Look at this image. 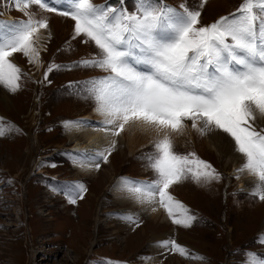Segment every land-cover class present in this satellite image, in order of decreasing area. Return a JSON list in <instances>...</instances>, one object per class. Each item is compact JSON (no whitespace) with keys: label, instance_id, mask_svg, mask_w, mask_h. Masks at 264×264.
Here are the masks:
<instances>
[{"label":"rangeland","instance_id":"1","mask_svg":"<svg viewBox=\"0 0 264 264\" xmlns=\"http://www.w3.org/2000/svg\"><path fill=\"white\" fill-rule=\"evenodd\" d=\"M172 1L199 10L201 22H206L234 8L240 0H207L203 7V0ZM93 3L104 4L103 0ZM131 3L135 12L136 0ZM29 11L37 19L46 18L50 27L45 29L47 36L41 37L44 49L34 40L39 52L34 63L22 53L10 58L22 71L20 88L10 91V105L0 99L5 126L10 123L18 129L0 137V264H245L250 253L264 257L260 239L264 235V201L238 187L232 163L216 148L207 147L205 135L191 127L187 132L195 138L192 141L172 134L174 150L180 154L195 152L217 170L220 178L208 183L187 178L169 189L196 217L189 227L171 222L163 215L165 210L153 226L140 207L118 204L115 200L120 197L111 190L117 180L128 175L154 179L143 157L154 152L156 134L146 139L137 137L131 144L126 129L118 136L107 162L98 158L97 173H79L75 162L81 152L71 149L75 142L68 131L74 121L98 114L87 93L69 85L79 86L105 75L99 68L77 66V62L96 56L99 49L94 42L86 43L84 36L73 38L75 22L70 17L37 5L30 6ZM26 19L14 0H0V22ZM59 22V29L52 30ZM8 27L0 24V34ZM38 35L34 38H40ZM49 65L63 67L54 68L45 79ZM257 120L255 126L264 128ZM80 185L86 191L72 203ZM129 215L137 222L128 224L122 218ZM168 239L205 259L186 258L157 244Z\"/></svg>","mask_w":264,"mask_h":264},{"label":"snow or ice","instance_id":"2","mask_svg":"<svg viewBox=\"0 0 264 264\" xmlns=\"http://www.w3.org/2000/svg\"><path fill=\"white\" fill-rule=\"evenodd\" d=\"M14 3L27 19L0 22L10 25L0 34V85L11 92L20 88L22 71L10 59L14 54L22 53L30 63L39 58L34 37L49 23L46 18H35L30 6L70 17L75 22L73 38L84 36L86 43L94 42L99 49L96 56L77 66L99 68L105 75L69 85L95 102V110L103 117L99 130L118 137L135 125L157 136L154 152L143 157L154 179L121 178L123 189L137 202L153 203L158 197L172 222L184 227L196 219L169 189L183 179L208 183L220 176L195 152L174 150L172 134H183L189 121L202 136L221 131L234 141L235 151L244 158L237 178L245 172L254 176L252 194L264 201V128L254 123L257 114L264 116V0H241L235 12L208 25L201 24L199 10L184 4L176 9L162 0H136L131 13L122 6L97 5L93 0ZM61 67L49 65L45 79ZM13 130L18 131L10 123L5 126L0 117V137ZM115 146L113 139L98 151V158L107 162ZM83 191L80 185L71 202ZM122 218L137 222L131 215ZM260 239L264 242V235ZM158 243L186 258L205 259L174 239ZM245 264H264V257L250 253Z\"/></svg>","mask_w":264,"mask_h":264},{"label":"bare ground","instance_id":"3","mask_svg":"<svg viewBox=\"0 0 264 264\" xmlns=\"http://www.w3.org/2000/svg\"><path fill=\"white\" fill-rule=\"evenodd\" d=\"M54 24H55L54 26L52 25L53 26L52 30H54L55 28L59 29V26L62 25V22H59L58 24L56 23ZM37 34L40 35V38H34V40L39 45V48L41 47L42 49H44L43 44H41V42L43 41L41 37L47 36L45 34V29H40ZM0 99L2 103H4V105L6 106L10 105L12 102V100L10 99V91L7 89L1 88L0 89ZM94 111L96 115L98 114V116L93 118L91 115H87V116L85 115L86 118H81L80 121L78 120L76 122L74 121V123L70 127L71 128L70 131H68L69 136L72 137V139L75 142L71 146L72 147L71 149L79 150L78 151L79 153L81 152L80 157L77 158L75 162L76 164L75 166H76V169L79 171V173L82 175L83 174L86 175L88 173L89 174L97 173L98 168L96 167V164L99 162L98 155H97L98 151H103V149L107 148L110 145L113 139L117 140L119 138V137L117 138L113 137L111 134H105V132L99 130L101 127H103V125L101 124L103 117L99 113H97L96 110ZM257 118L259 119L257 120L259 121V123H264V116H260L259 114H257ZM80 124H83V126H79ZM188 127L189 128L191 127V123L188 124ZM127 129H129L128 134H130L129 139H131L132 141L131 144L135 143L134 141L137 139V137H143L146 139V138L153 137V135L155 134L154 131L144 130L135 125ZM189 133L187 132V129H186L183 132V134L178 135V134L173 133V135H175L176 138L181 137L182 141H186L187 139H190L191 141L194 140L195 138L189 135ZM192 133L194 134V132ZM219 135L223 136V138L218 137ZM205 139H204V142L206 143L207 147L211 146V147L216 148V150L219 153H222L225 156V158L227 159V161H229V163H232V165L234 166V172L232 174L237 177L238 174L236 170L241 166L244 158L242 157L241 154L235 151L234 141H232V139L229 136H227V134L221 131H215L213 133L205 135ZM82 141L85 144H83ZM75 153L76 152H74V154ZM236 180H237L238 187L244 190H247L249 192H253V186L256 181V178L254 176L245 172L243 174H240L239 178H237ZM111 187H112L111 190H113L116 193V196L120 197V198L116 197V200H115L118 204L129 203L133 207H137L136 209L140 207V212H142L148 218V220L153 221V224H154L153 226H156L155 219L161 215L160 214L161 211L165 210L164 208L160 206V204L157 201L153 203L137 202L123 189L121 185V180H117L114 183V185H112ZM181 204L185 206L183 202ZM153 209H155V211H153ZM175 211L177 214L180 213V209H176ZM163 215L166 217L168 214L166 212V214H163ZM252 215L255 216L254 212ZM128 224H131V222H129ZM153 239H157V236L153 237ZM161 249H158V250H161ZM155 261L157 262L158 260L156 259Z\"/></svg>","mask_w":264,"mask_h":264}]
</instances>
